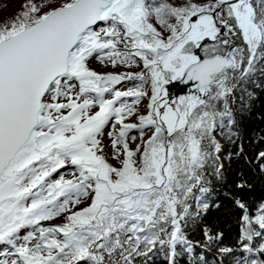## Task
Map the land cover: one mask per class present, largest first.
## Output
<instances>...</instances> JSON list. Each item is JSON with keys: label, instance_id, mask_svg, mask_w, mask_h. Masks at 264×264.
<instances>
[{"label": "snow or ice", "instance_id": "1", "mask_svg": "<svg viewBox=\"0 0 264 264\" xmlns=\"http://www.w3.org/2000/svg\"><path fill=\"white\" fill-rule=\"evenodd\" d=\"M91 59L112 67L142 62V70L98 72ZM261 60L264 0H27L0 24V245L12 249L0 254L15 257L0 264H130L134 254L146 255L141 245L150 251L157 243L173 257L178 244L191 252L181 228L186 201L193 188L198 200L210 192L204 169L220 151L212 133L226 118L234 123L233 81ZM123 81L139 83L120 91ZM172 82L191 89L170 98ZM134 116L138 123L126 122ZM106 126L117 164L103 154ZM132 130L141 139L135 148ZM66 166L74 167L73 179H52ZM83 199L88 206L74 211ZM236 203L245 210L241 250L264 255V243L252 244L264 237L253 227L264 230V203L254 217ZM62 214L64 223L43 226ZM219 235L205 230L209 241ZM235 264L264 260L245 256Z\"/></svg>", "mask_w": 264, "mask_h": 264}, {"label": "trees", "instance_id": "2", "mask_svg": "<svg viewBox=\"0 0 264 264\" xmlns=\"http://www.w3.org/2000/svg\"><path fill=\"white\" fill-rule=\"evenodd\" d=\"M40 4L43 0H34ZM172 3L182 0H170ZM197 3H207L208 0H194ZM24 0L22 5H25ZM9 6L13 13L9 16H0V24L16 17L22 8L14 9L10 0H0V8ZM236 44H242V40L235 38ZM236 87L229 96V107L232 111L234 123L229 125L225 119V127L222 129L219 123L212 136L221 137L224 147L219 153H214L216 162L204 169V186L210 189L201 200L198 188H193L186 203L188 215L181 221L182 231L189 242L192 251L188 252L185 245L176 246V255L173 257L168 245L156 244L150 251L144 245L140 246L142 253L146 255H133L130 264H235L245 256H252L258 260H264V255L258 252L252 254L241 250L239 237L242 234L244 221L242 219L245 210L238 207L236 201L240 200L246 206L247 214L254 217L259 205L264 203V159L259 154L264 152V60L256 65V70L243 79L238 76L233 81ZM217 107L223 110V102H218ZM217 143H219L216 140ZM208 145V141H204ZM209 151L214 152L212 146ZM220 154L224 158L220 163ZM222 165L220 175L217 176L215 168ZM243 184V188H238ZM207 203L208 208L198 206ZM178 207V211H181ZM167 231L172 230L171 225H164ZM256 231L258 225L253 224ZM205 230L209 235L219 239L209 241L205 236ZM162 239H167L166 233H161ZM264 243V237H254L252 244L258 247ZM221 247H231L232 253L224 255L220 253ZM84 264V262H81ZM123 264V261H121Z\"/></svg>", "mask_w": 264, "mask_h": 264}, {"label": "rangeland", "instance_id": "3", "mask_svg": "<svg viewBox=\"0 0 264 264\" xmlns=\"http://www.w3.org/2000/svg\"><path fill=\"white\" fill-rule=\"evenodd\" d=\"M24 0H10V4L12 7H14V9H20L22 8V4H23ZM13 13L12 9L9 6H5L3 8H0V16L4 15V16H9ZM89 66L93 69H95L98 72H113V73H127V72H132V73H136L142 70V62H139V66H131L128 67L126 65H117L116 67H112L110 64H108L107 66H103L101 65L97 60L95 59H91L89 61ZM139 83V81H124L123 83L116 85L115 87L120 90V91H126L129 88L134 87L135 84ZM169 89V93H170V98H174L177 97L179 95H184L187 94V91H184L183 93H181L180 91L178 93H176V89L177 86L176 85H168L167 86ZM146 90L149 89V86L146 85L145 86ZM106 98H110V96L108 94H106ZM128 102H131V98H127ZM148 103V99L144 98L141 100L139 107L140 113L144 114L146 112V105ZM98 110V109H93V111ZM127 123H138V120L136 119V117H129L126 120ZM119 126L117 125V128ZM113 129L111 127L106 126L104 134L102 136L99 137V139L101 140L102 144L104 145V155L106 156V158L109 160V163L112 164H117V161L113 160L111 158L112 155V151L113 149L111 148V137H109L107 135V133L109 131H112ZM151 135L150 131H146L145 133V137L144 139H147V137ZM129 136H135L136 139L132 140L131 138H129V146L130 148H135L137 144L141 143V139H140V135H139V131L138 130H132L129 134ZM216 140L219 142L220 148L224 147V142L221 139V137L216 136ZM224 158L222 157V155L220 154V163H223ZM75 171L74 167L72 166H66L64 168L58 169L56 173H53L52 175V179H59L60 176H63L65 179H73V172ZM90 203V200L87 199H83L82 203L79 205H76L75 208L73 209L75 210H79L82 207H86L88 206V204ZM65 215L66 214H62L59 217H56L55 220L53 221H45L42 222L43 226L48 227V226H52L54 224H61L65 222ZM28 231H33V228L29 227L27 229H24L21 231V233L19 234L21 239L18 241V243H23V239L22 237L24 235L27 234ZM5 250L7 251H12L10 246H5V245H0V253H3ZM15 258L13 257H7L4 256L2 254H0V259H12Z\"/></svg>", "mask_w": 264, "mask_h": 264}, {"label": "water", "instance_id": "4", "mask_svg": "<svg viewBox=\"0 0 264 264\" xmlns=\"http://www.w3.org/2000/svg\"><path fill=\"white\" fill-rule=\"evenodd\" d=\"M238 45L243 46L242 44H238ZM201 55H202V52H201ZM169 85H176L177 86L176 93H178L179 91L181 93H183L184 91H187L188 92L191 89V85L190 84L189 85H185V84H182L180 82H172Z\"/></svg>", "mask_w": 264, "mask_h": 264}]
</instances>
